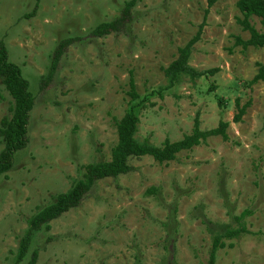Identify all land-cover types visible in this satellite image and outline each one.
Segmentation results:
<instances>
[{"label":"rangeland","instance_id":"rangeland-1","mask_svg":"<svg viewBox=\"0 0 264 264\" xmlns=\"http://www.w3.org/2000/svg\"><path fill=\"white\" fill-rule=\"evenodd\" d=\"M129 1L0 0V41L36 97L30 143L0 178V264H30L35 251L36 264H208L214 238L240 228L216 264H264V81L253 82L264 48L236 45L251 37L239 23V0H217L190 58L197 71L217 72L183 76L148 97L167 86L163 69L198 33L208 0H136L127 35L87 36ZM251 23L264 33L258 18ZM76 36L87 39L69 48L54 86L40 95L57 45ZM131 72L141 97L156 105L140 114L141 143L180 141L197 115L203 131L230 123L229 140L210 138L169 164L132 159L131 173L98 182L78 208L37 233L17 263L30 219L81 180L86 165L111 160L113 119L127 111ZM237 104L248 106L238 124ZM12 106L0 79V123Z\"/></svg>","mask_w":264,"mask_h":264},{"label":"trees","instance_id":"trees-1","mask_svg":"<svg viewBox=\"0 0 264 264\" xmlns=\"http://www.w3.org/2000/svg\"><path fill=\"white\" fill-rule=\"evenodd\" d=\"M216 2L217 0H208L204 22L200 25L198 33L185 47L178 49L177 59L168 68L163 69L167 79V86L151 91L148 97L154 95L163 96L165 92L174 89L183 76L195 81L208 74L217 72L216 69L199 72L190 65L193 48L201 40L210 9L214 7ZM135 5L136 0L127 2L119 17L98 25L87 36L91 39H102L112 34L127 35L130 26L134 22ZM237 7L243 15V19L239 20V23L245 31L249 32L251 37L248 41H242L237 38L236 45L243 47L244 50L249 47L264 48V33L258 32L251 23L252 18L256 17L260 20L264 29V0H239ZM85 39L87 37L76 36L59 42L52 56L48 74L41 78L40 95L44 96L54 86L61 70L62 58L69 48ZM0 79L4 88L13 99L10 115L4 117L0 123V137L4 145V149L0 153L1 178L13 169L16 155L24 151L30 143L29 125L31 113L36 104V97L30 90L29 81L24 78L21 68L10 61L9 51L4 41H0ZM259 81H264V65H260L259 74L253 82L257 83ZM126 94L129 101L124 117L121 120L113 119L118 133V141L112 149L111 160L86 165L83 168L84 174L81 180L76 182L67 193L60 194L52 204L41 209L30 219L29 229L20 243L17 263L26 258L37 233L42 230L50 231L52 221L61 218L72 209L78 208L98 182L106 179H117L120 176L131 173L133 171V167L130 165L132 159L151 157L159 164H169L176 161L180 153L190 152L194 148L205 144L210 138L222 137L224 141L229 140L227 131L230 123L221 122L217 128L203 131L200 117L197 115L191 134L185 136L182 140L177 142L166 140L159 147L150 145L147 142L141 143L136 137L140 124V114L142 111L153 108L156 105L148 98L143 99L138 93L133 72L130 73L129 91ZM237 108L238 113L234 118V122L238 124L242 122L243 117L246 115L248 106L240 108L239 104H237ZM247 214H243L239 220H242ZM244 232L245 229L240 228L229 230L224 235L216 236L212 243L208 264H216L218 251L226 247L224 240L237 239ZM37 260L38 252L35 251L30 264H36Z\"/></svg>","mask_w":264,"mask_h":264}]
</instances>
